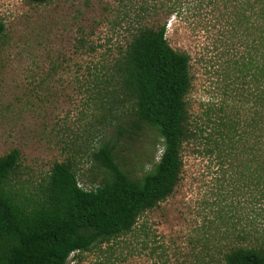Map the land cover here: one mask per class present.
<instances>
[{
    "label": "rangeland",
    "instance_id": "374dc122",
    "mask_svg": "<svg viewBox=\"0 0 264 264\" xmlns=\"http://www.w3.org/2000/svg\"><path fill=\"white\" fill-rule=\"evenodd\" d=\"M175 1L179 16L161 22L167 21L171 47L190 55L192 77L180 182L131 233L109 247L74 253L67 264H224L237 244L234 226L247 228L248 236L264 228V201H257L254 180L246 177L250 157L243 142L232 151L216 149L225 131L221 122L243 127L253 106L246 70L252 37L234 27V9L223 0ZM135 13L119 0H0V158L20 152L10 178L20 194H35L56 162L68 163L85 189L97 187L105 173L91 154L107 142L116 144L117 161L133 179L153 170L162 138L151 128L119 133L132 114L114 101L119 92L111 93L115 83L108 81L139 27ZM80 37L95 51L79 49Z\"/></svg>",
    "mask_w": 264,
    "mask_h": 264
},
{
    "label": "trees",
    "instance_id": "16d2710c",
    "mask_svg": "<svg viewBox=\"0 0 264 264\" xmlns=\"http://www.w3.org/2000/svg\"><path fill=\"white\" fill-rule=\"evenodd\" d=\"M46 4L53 0H27ZM135 8L139 27L108 72L119 95L114 98L132 114L120 134L131 136L143 128L154 129L163 141L162 152L152 171L133 179L117 161L116 144L107 142L91 157L105 173L93 189L79 183L77 173L65 162H56L35 194L22 195L10 185L18 167L20 152L12 150L0 158V264H67L74 253L102 249L131 233L138 219L171 196L183 168L182 146L189 137L186 97L192 86L191 57L169 44L164 17H178L175 0H119ZM235 12L234 27L250 38L246 70L253 80V106L244 128L240 122L222 121L225 127L216 144L219 153L242 143L250 157L245 164L251 175L257 201H264V0H223ZM5 25L0 21V37ZM81 50L95 51L85 37L78 39ZM250 67H249V66ZM113 84V83H112ZM118 89L117 91L115 90ZM120 99V100H119ZM113 111V107L109 108ZM243 128V129H242ZM238 135V139L235 137ZM254 144L249 145V137ZM234 142V143H233ZM227 150V151H228ZM230 152V151H228ZM236 232L224 254V264H264V228L247 235Z\"/></svg>",
    "mask_w": 264,
    "mask_h": 264
}]
</instances>
